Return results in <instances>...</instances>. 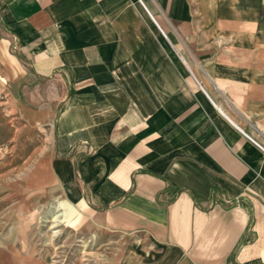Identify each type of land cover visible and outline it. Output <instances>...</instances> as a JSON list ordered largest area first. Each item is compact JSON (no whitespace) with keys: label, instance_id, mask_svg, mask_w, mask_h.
Returning a JSON list of instances; mask_svg holds the SVG:
<instances>
[{"label":"crops","instance_id":"crops-1","mask_svg":"<svg viewBox=\"0 0 264 264\" xmlns=\"http://www.w3.org/2000/svg\"><path fill=\"white\" fill-rule=\"evenodd\" d=\"M0 69L107 264H264V0H0Z\"/></svg>","mask_w":264,"mask_h":264},{"label":"rangeland","instance_id":"rangeland-1","mask_svg":"<svg viewBox=\"0 0 264 264\" xmlns=\"http://www.w3.org/2000/svg\"><path fill=\"white\" fill-rule=\"evenodd\" d=\"M162 36L170 42L169 36ZM20 91L0 69V248L10 251L14 264H36L40 259L53 264H107L109 249L102 253L103 241L75 234L62 220L57 196L35 190L34 164L50 147L51 132L28 120Z\"/></svg>","mask_w":264,"mask_h":264},{"label":"built area","instance_id":"built-area-1","mask_svg":"<svg viewBox=\"0 0 264 264\" xmlns=\"http://www.w3.org/2000/svg\"><path fill=\"white\" fill-rule=\"evenodd\" d=\"M152 18L154 19V22L157 24V26L161 29V32H162V34L166 37V38H168V36H167V34L164 32V30L160 27V25L157 23V21L155 20V18L152 16ZM256 143L260 146V147H262L263 149H264V147L261 145V144H259L257 141H256Z\"/></svg>","mask_w":264,"mask_h":264}]
</instances>
